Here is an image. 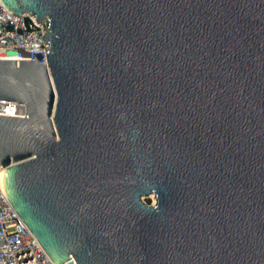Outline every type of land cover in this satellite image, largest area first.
Here are the masks:
<instances>
[{
  "label": "water",
  "instance_id": "1",
  "mask_svg": "<svg viewBox=\"0 0 264 264\" xmlns=\"http://www.w3.org/2000/svg\"><path fill=\"white\" fill-rule=\"evenodd\" d=\"M1 1L50 25L0 60V168L51 260L264 264V0Z\"/></svg>",
  "mask_w": 264,
  "mask_h": 264
},
{
  "label": "built area",
  "instance_id": "2",
  "mask_svg": "<svg viewBox=\"0 0 264 264\" xmlns=\"http://www.w3.org/2000/svg\"><path fill=\"white\" fill-rule=\"evenodd\" d=\"M49 20H37L30 13L15 16L0 0V60H34L42 53L48 65ZM0 115L25 117L24 105L0 101ZM1 169V168H0ZM0 264H55L12 206L4 181L0 179Z\"/></svg>",
  "mask_w": 264,
  "mask_h": 264
},
{
  "label": "rangeland",
  "instance_id": "3",
  "mask_svg": "<svg viewBox=\"0 0 264 264\" xmlns=\"http://www.w3.org/2000/svg\"><path fill=\"white\" fill-rule=\"evenodd\" d=\"M144 203H146L149 206H155L157 204V197L154 194H151L147 197L142 198Z\"/></svg>",
  "mask_w": 264,
  "mask_h": 264
},
{
  "label": "bare ground",
  "instance_id": "4",
  "mask_svg": "<svg viewBox=\"0 0 264 264\" xmlns=\"http://www.w3.org/2000/svg\"><path fill=\"white\" fill-rule=\"evenodd\" d=\"M4 175H5V171L3 169H0V179L2 181H4Z\"/></svg>",
  "mask_w": 264,
  "mask_h": 264
}]
</instances>
